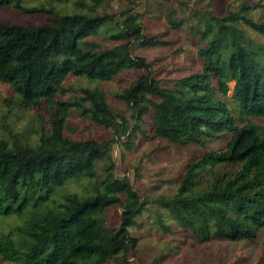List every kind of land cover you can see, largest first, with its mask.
Listing matches in <instances>:
<instances>
[{
	"label": "trees",
	"instance_id": "16d2710c",
	"mask_svg": "<svg viewBox=\"0 0 264 264\" xmlns=\"http://www.w3.org/2000/svg\"><path fill=\"white\" fill-rule=\"evenodd\" d=\"M93 1L90 12L62 13L54 6L0 0V6L45 16L39 24L0 18V82L11 88L6 102L10 108L33 110L40 122L35 139L18 133L11 141L0 137V216L34 211L15 238L0 239V257L11 264H116L128 262L139 244L131 228L145 200L129 177L115 173L111 150L117 139L68 136L73 110L125 134L127 148L139 134L149 136L148 114L153 133L171 142L208 147L226 136L225 147L207 149L189 163L175 194L161 202L200 243L256 238L264 229V131L252 118L264 117V43L242 26L264 34V20L252 15L257 5L245 1L217 15L178 0L184 4L181 16L170 5L168 22L174 29L188 24L202 67L167 86L146 57L133 54L132 46L168 41L146 32L132 13L134 5L100 12L106 0ZM106 25L115 27L109 35L115 44L87 49L85 39ZM128 69L144 71L116 93L133 119L112 108L100 88L68 86L71 77L110 80ZM101 160L108 163L93 187L65 194L63 202L54 199L69 180L99 177ZM114 206L122 212L110 224Z\"/></svg>",
	"mask_w": 264,
	"mask_h": 264
},
{
	"label": "rangeland",
	"instance_id": "374dc122",
	"mask_svg": "<svg viewBox=\"0 0 264 264\" xmlns=\"http://www.w3.org/2000/svg\"><path fill=\"white\" fill-rule=\"evenodd\" d=\"M16 1V0H12ZM26 7L54 6L62 13L90 12L94 9L93 0H20ZM135 1V0H134ZM184 1V0H181ZM190 8L211 10L214 14L225 15L229 8H238L245 1L256 4L252 15L257 20H264V0H185ZM134 5V6H133ZM177 8V14L182 15L180 9L184 4L178 0H106L98 8L100 12H119L133 6L132 13L144 25L149 34L160 35L168 41L163 46H132L134 55L146 57L153 65L157 78H161L167 86H173V80L202 67V60L197 54L196 38L185 28L174 29L167 19L169 6ZM186 10V9H185ZM189 10V9H188ZM186 10V11H188ZM0 18L12 23L29 24L41 23L45 16L23 12L11 4L0 6ZM118 20L123 16L119 15ZM245 33L264 43V34L253 31L248 26H242ZM115 27L106 25L96 34L85 39L87 49L102 50L115 44L109 38ZM84 41V40H83ZM84 41V42H85ZM180 47L183 51L177 52ZM144 71L128 69L120 72L110 80L92 79L88 77H71L68 86L74 90L80 87L100 88L109 105L122 111L129 119H133L132 110L117 97L126 86L136 80ZM229 95L234 94L235 83H230ZM74 93V92H71ZM11 94L9 85L0 82V137L12 140L16 133L24 137L35 139L36 129L40 122L33 110H24L17 107L10 108L6 98ZM264 131V117L252 118ZM67 135L75 138L106 140L117 139L111 150L112 160L115 163V173L119 177H129L134 189L145 200L143 212L138 217V224L133 226L132 233L139 238L137 248L130 252L128 262L122 259L116 264H259L264 263V229L257 237L241 242H229L212 239L207 243L198 242L187 230L180 228L172 218L161 199L171 197L177 191L183 179L187 166L207 149L225 147L226 136L211 142L208 147L199 144H179L157 137L153 131L152 114L146 116V125L149 136L139 134L136 144L127 148L125 134H117L111 128L93 122L78 111L73 110L69 119ZM134 123V122H133ZM108 160L97 163L99 177H83L69 180L54 196L58 202L64 201L68 193H84L96 184L103 175V168ZM38 208L36 211L41 210ZM122 208L114 206L110 209V224H116ZM34 211L29 208L26 214H11L0 216V239L15 238L17 230L25 227ZM160 218L164 219L165 227ZM262 256V257H261ZM261 258V261H260ZM0 264H11L0 257Z\"/></svg>",
	"mask_w": 264,
	"mask_h": 264
}]
</instances>
